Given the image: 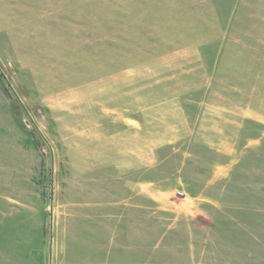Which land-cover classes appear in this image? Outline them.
Masks as SVG:
<instances>
[{"label":"rangeland","instance_id":"obj_1","mask_svg":"<svg viewBox=\"0 0 264 264\" xmlns=\"http://www.w3.org/2000/svg\"><path fill=\"white\" fill-rule=\"evenodd\" d=\"M0 67V264H264V0H0Z\"/></svg>","mask_w":264,"mask_h":264},{"label":"water","instance_id":"obj_2","mask_svg":"<svg viewBox=\"0 0 264 264\" xmlns=\"http://www.w3.org/2000/svg\"><path fill=\"white\" fill-rule=\"evenodd\" d=\"M0 71L3 73L6 81L8 82V84L10 85V87L12 88V90L14 91V93L16 94V96L20 99L18 93L16 92L15 88L13 87L12 83L10 82V80L8 79V77L6 76V74L4 73L3 69L0 67ZM21 100V99H20ZM22 103V101H21ZM26 111L28 112V110L26 109ZM52 153H53V149L51 148ZM54 154H52V165H53V170H54ZM53 197V194H52ZM53 199H51V242H50V261H52V255H53ZM52 262H50L51 264Z\"/></svg>","mask_w":264,"mask_h":264}]
</instances>
